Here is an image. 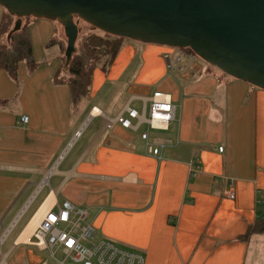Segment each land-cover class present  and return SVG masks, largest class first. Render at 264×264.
I'll return each mask as SVG.
<instances>
[{"label": "crops", "instance_id": "obj_1", "mask_svg": "<svg viewBox=\"0 0 264 264\" xmlns=\"http://www.w3.org/2000/svg\"><path fill=\"white\" fill-rule=\"evenodd\" d=\"M4 16L0 5V24ZM28 36L33 66L22 61L16 78L0 70V264L16 251L36 264L32 223L65 202L145 264H264V234L246 237L264 200V90L191 60L169 75L165 55L176 50L126 43L74 104L57 81L68 75L63 26L32 20ZM157 92L171 97L175 121L123 128L118 117L128 108L148 116ZM145 133L153 148L165 145L161 159Z\"/></svg>", "mask_w": 264, "mask_h": 264}, {"label": "water", "instance_id": "obj_2", "mask_svg": "<svg viewBox=\"0 0 264 264\" xmlns=\"http://www.w3.org/2000/svg\"><path fill=\"white\" fill-rule=\"evenodd\" d=\"M17 18L58 21L75 52L78 18L111 36L189 49L224 74L264 90V0H0Z\"/></svg>", "mask_w": 264, "mask_h": 264}, {"label": "built area", "instance_id": "obj_3", "mask_svg": "<svg viewBox=\"0 0 264 264\" xmlns=\"http://www.w3.org/2000/svg\"><path fill=\"white\" fill-rule=\"evenodd\" d=\"M176 49L177 55L173 59H170L171 55H165L169 73L176 70L186 71L189 65L182 64L183 58L194 55L191 50L192 53H188L187 49ZM127 114V118L121 115L118 117L123 128L136 129L144 122L151 129L166 130L175 121L176 107L170 96L157 92L150 99L148 116L145 112L140 114L131 108H128ZM133 120L136 121V126ZM19 123L27 125L29 117H22ZM142 138L147 144L148 153L161 159L165 145L161 144L160 148L155 149L150 144L147 133L143 134ZM219 150L222 152L223 148ZM47 178L48 176L45 179ZM228 195L232 199L235 197L232 192ZM31 245L42 251H49L52 259H56L57 253L61 252L65 256V261L71 260L76 264H145V258L139 252L124 249L112 240H96L90 213L76 208L69 202L59 206L56 211L51 210L43 214ZM65 261L59 264H65Z\"/></svg>", "mask_w": 264, "mask_h": 264}, {"label": "trees", "instance_id": "obj_4", "mask_svg": "<svg viewBox=\"0 0 264 264\" xmlns=\"http://www.w3.org/2000/svg\"><path fill=\"white\" fill-rule=\"evenodd\" d=\"M32 18V17H31ZM23 20H30L26 18ZM17 32H14L13 17L6 14L0 24V70H5L11 77H17V68L22 61L33 66L32 46L26 30L29 22ZM128 39L111 36L97 29L82 37L78 49L69 59L68 75L57 81H67L72 91V100L75 103L86 98L89 93L91 78L95 70L100 69L107 73L120 54ZM3 42V43H1ZM64 50V46L62 47ZM188 53H192L187 49ZM68 58L64 56L63 60ZM262 213L249 234H264V200L261 205Z\"/></svg>", "mask_w": 264, "mask_h": 264}, {"label": "rangeland", "instance_id": "obj_5", "mask_svg": "<svg viewBox=\"0 0 264 264\" xmlns=\"http://www.w3.org/2000/svg\"><path fill=\"white\" fill-rule=\"evenodd\" d=\"M6 14L10 15V13L8 12V10H6ZM30 19L31 20H26V24L28 22H29V24H31L32 20H36V18H30ZM13 20H14V23L16 24V21H15L16 19H13ZM52 22H56V24H59L60 25V23L58 21H52ZM75 22H78V26H79V28L81 30L80 33H79V35H78V39H77L76 46H75L78 49V46L80 45V42H81L82 37L85 36L86 34H88L89 32H91L92 30H94V28L91 25L87 24L86 22H84V21H82V20H80L78 18H75ZM23 26L24 25L22 24L21 27H23ZM26 31L28 33V30H26ZM57 35H58V38H59L60 31L57 33ZM126 42H127V44H142V45H144V43H141V42H138V41H133V40H127ZM1 43H3V42H1ZM150 45H154V44H150ZM63 46H64V50L65 51H62V54H63V57L64 56L66 57L67 37H66V40L64 41ZM155 46H160V45H155ZM165 48L168 49V50H170L169 53H173L175 50H177L176 48H170V47H165ZM193 56L194 57H191V59H189V60L186 57H184L183 58V61H182V64H184L185 62H187L190 65V60H191L193 63H196V64L205 65V66H207V65L211 66L210 64L206 63L205 61H203L202 59H200L195 54ZM184 59H186V60H184ZM69 63H70V61H68V64H67L66 67H65V63H64V68L69 67ZM211 67L212 68H215L213 66H211ZM67 70H68V68H67ZM167 72H168V69H167ZM168 74L170 75L169 72H168ZM172 75H174V74H172ZM169 78H171V77H169ZM176 95H178V100H177V102L175 101V103H177V105L179 107L178 110L180 112V107H181V91H180L179 88H177V94ZM35 206L32 208V210L27 215L23 216V219H22V221L20 223V229L23 228V226L27 223V221L31 217L32 213L34 212V210L36 208ZM90 218H91V220L93 219L92 215H91ZM95 236H96V239L97 240H100L101 239L97 235H95ZM34 248L35 249H33V250L35 251V255H34V258L33 259H35V261H36L35 263L36 264H59V262L61 263V262H64L65 261V256L62 255L61 252H58L57 253L56 259H52L51 256H50V252L49 251H42V250H40L37 247H34ZM11 258L12 259L10 260L9 264H27L26 261H25V259H23V257L17 251L12 255ZM26 260H27V258H26ZM28 263L29 264H34V260L33 261H28ZM65 264H76V263L72 262L71 260H66L65 261Z\"/></svg>", "mask_w": 264, "mask_h": 264}, {"label": "bare ground", "instance_id": "obj_6", "mask_svg": "<svg viewBox=\"0 0 264 264\" xmlns=\"http://www.w3.org/2000/svg\"><path fill=\"white\" fill-rule=\"evenodd\" d=\"M42 216H43V212L42 213H40V215H38L36 218H35V220L33 221V226H37V225H39V221L41 220V218H42ZM33 226H31V227H33ZM38 227L39 226H37V229H38ZM33 229V228H32ZM36 229V230H37ZM29 230V229H28ZM31 231V230H30Z\"/></svg>", "mask_w": 264, "mask_h": 264}]
</instances>
